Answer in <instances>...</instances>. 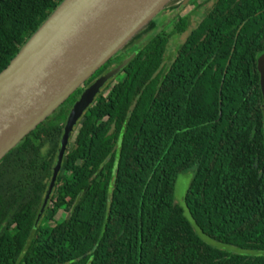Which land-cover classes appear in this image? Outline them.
<instances>
[{
	"label": "trees",
	"instance_id": "trees-1",
	"mask_svg": "<svg viewBox=\"0 0 264 264\" xmlns=\"http://www.w3.org/2000/svg\"><path fill=\"white\" fill-rule=\"evenodd\" d=\"M197 1L185 7H209L193 26L177 13L170 32L166 24L134 47L94 97L36 224L81 87L0 159V264H264V104L255 68L264 0ZM60 2L0 0V71ZM184 32L164 64L168 40ZM119 53L82 86L116 67ZM188 170L182 208L173 185Z\"/></svg>",
	"mask_w": 264,
	"mask_h": 264
},
{
	"label": "water",
	"instance_id": "water-1",
	"mask_svg": "<svg viewBox=\"0 0 264 264\" xmlns=\"http://www.w3.org/2000/svg\"><path fill=\"white\" fill-rule=\"evenodd\" d=\"M170 1L61 0L0 71V159L82 87L99 67L121 51ZM134 54L130 53L116 67L95 78L71 105L34 224L51 195L76 122L104 84ZM255 68L264 104V53L257 57Z\"/></svg>",
	"mask_w": 264,
	"mask_h": 264
},
{
	"label": "rangeland",
	"instance_id": "rangeland-1",
	"mask_svg": "<svg viewBox=\"0 0 264 264\" xmlns=\"http://www.w3.org/2000/svg\"><path fill=\"white\" fill-rule=\"evenodd\" d=\"M201 0H198L197 3H199ZM185 0H171L170 3L168 4V6H166V8L161 12L157 13L152 20L147 23L145 26H143L141 28V30L134 35L125 45V47H123L121 49V51H119L118 53L121 54L122 56L125 55L124 58H126L128 55H130V53L134 52L132 51L134 49V47H138L137 45L141 44L142 42H144V40L147 38V36L153 34L154 32H157L159 30V28L164 27L169 21H171L172 18H174V16L178 13L179 16H184L187 15V26L188 28H190V26H193L196 22H197V17L196 14L202 13L206 8L209 7V3L204 4L199 11L197 10V13L194 12L192 10V6H186ZM184 3V8L181 7V5ZM175 9V10H173ZM177 16V15H176ZM175 22V20H173L170 24H167L164 31L166 33L170 32L173 23ZM187 32V31H186ZM182 33L179 37L177 38H172L169 39L166 47H165V53H164V58H163V63L166 64L167 62H169L171 60V57L174 53V48L177 42H180L183 40L185 33ZM123 58V59H124ZM122 59V60H123ZM56 110V109H55ZM263 112V123H264V107L262 109ZM192 175V171L188 170L185 171L183 173H179L174 181V185H173V192H172V201L174 204H176L177 206H180L183 208V196L184 193L188 187L190 178ZM185 217L189 220V217L187 215L186 212H184ZM193 230L197 233V235L199 237H201V235L198 233V231L196 230V228L193 226ZM217 248L219 249H232L233 252H236L237 250L233 247H229V246H224V245H219L217 244Z\"/></svg>",
	"mask_w": 264,
	"mask_h": 264
},
{
	"label": "flooded vegetation",
	"instance_id": "flooded-vegetation-1",
	"mask_svg": "<svg viewBox=\"0 0 264 264\" xmlns=\"http://www.w3.org/2000/svg\"><path fill=\"white\" fill-rule=\"evenodd\" d=\"M98 76H100V75H98ZM98 76H96L95 78H97ZM95 78H94V79H95ZM94 79H92V81H93ZM92 81H90V83H91ZM90 83H88V84L82 86V87H81V91H82L86 86H88ZM81 91H80V92H81ZM79 94H80V93H79ZM78 96H79V95H78ZM77 98H78V97H77Z\"/></svg>",
	"mask_w": 264,
	"mask_h": 264
}]
</instances>
